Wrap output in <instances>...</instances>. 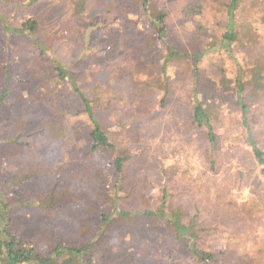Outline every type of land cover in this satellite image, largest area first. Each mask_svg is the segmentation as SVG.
I'll return each instance as SVG.
<instances>
[{"label": "rangeland", "instance_id": "rangeland-1", "mask_svg": "<svg viewBox=\"0 0 264 264\" xmlns=\"http://www.w3.org/2000/svg\"><path fill=\"white\" fill-rule=\"evenodd\" d=\"M162 1L168 7L169 44L186 55L207 54L199 65L204 74V90L198 92V100L220 108L224 115L236 111L234 90L214 93V83L230 81L226 87L232 89L236 62L243 70L251 68L255 61L264 68V0H237L235 29L242 33L227 56L213 54L215 50L205 52L207 41L202 32L212 30L220 36L231 0H198L202 13L190 19L184 18L181 10L192 0ZM74 2L77 0H32L28 5L20 1L8 7L1 5L0 14L11 31L3 30L0 21V182L17 173L25 192L22 200L33 203L19 210L16 222L22 226V235L36 237L37 246L45 255L58 244L78 246L92 241L90 257L95 264H183L189 257L183 243L174 242L167 233L154 231L151 223L139 217L110 230V237L96 238L103 226L102 214L109 212L97 192L110 189L114 172L108 162L91 153L92 142L84 128L78 99L65 85L57 94L50 93L48 80L54 74V66L59 65L91 99L101 123L124 134L122 142L132 153L126 164L125 188L131 191L124 210L155 209L164 188L185 206L189 215L196 214L202 223L216 225L219 217L218 221L212 218L208 197L212 181L222 189L221 193H214L222 198L225 195L235 215L232 217L236 230L243 235L236 249L222 246L225 264L264 260V206L261 211L254 207L257 202H264V188L259 172H250L254 166L248 161L244 141L240 139L241 144L235 145L232 152L222 149L213 169L208 164L209 157L204 156V151L209 152L207 142L197 139L195 133L176 131L171 128L175 125L169 124L174 120L182 128L189 123L191 69L184 74L175 68L162 76L160 55L147 50L153 40V28L137 0H86L78 13L73 9ZM29 16L40 20L39 32L32 37L16 35L13 30ZM140 79L162 83L145 93L143 101L148 104H141L139 99L131 104L122 102L138 94L136 82ZM113 91L118 99H112V104L105 107L106 98ZM44 118L51 119V126L42 123ZM50 129L61 131L63 137H54ZM230 130L236 131L235 138H240L238 127L223 126L219 131L222 146L225 132ZM154 131L153 135L158 132L159 138L150 144V163L145 152L142 156L138 153L145 143L131 142L130 137L132 132L149 139ZM161 138V147L156 150ZM233 152L243 162L245 172L240 176L229 163ZM92 172L105 183H96ZM203 180L208 181L204 184ZM52 189H67V197L57 208L52 205L53 209L46 210L41 200ZM210 242L215 243L212 248L220 247L214 239ZM259 249L263 251L258 252ZM68 260L62 256L58 264H67Z\"/></svg>", "mask_w": 264, "mask_h": 264}, {"label": "trees", "instance_id": "trees-1", "mask_svg": "<svg viewBox=\"0 0 264 264\" xmlns=\"http://www.w3.org/2000/svg\"><path fill=\"white\" fill-rule=\"evenodd\" d=\"M19 1L28 5L32 0H0V12L1 5L8 7ZM85 1L86 0H77V2H74V11L78 13L80 8H84ZM137 2L152 25L154 36L151 37L153 40L150 41L147 50L148 52L155 51L156 55H160L162 76L169 74L170 71L175 68L182 69L184 74L188 73L189 69H191L192 89L188 104V113L190 114L188 119L189 123L181 128L176 125L178 122L171 120L169 124L175 125L171 126V128L176 131L183 129L185 133L189 132L191 135L195 133L197 139L205 140L209 152L204 151V156L209 157L208 164L211 168L213 167V169L217 162L215 158L222 149L224 151L231 150L232 152L235 145L241 144V142L244 141L242 144L249 154L248 161L254 166L250 172L254 174H256L255 172H259L258 179L260 185L264 188V68L261 67L262 64L259 61H255L251 68L243 70L236 62L232 89L226 87L228 81H215L214 93L219 91L229 93L233 90L235 92V104L238 109L230 114L227 113L224 115L220 108L211 104H202L198 100V92L201 89L204 90V79L202 78L204 74H201L199 65L207 54L186 55L182 52H178L169 44L167 37L168 7H166L165 2L162 0H137ZM236 8L237 0H231L226 9V22L220 36L212 30L207 34L206 32H202V35H206L207 41L204 44L205 52L211 53L215 50L213 54L227 56L231 50V46L240 41L242 32L240 33L235 29ZM202 9L203 6L198 0H192L182 8L181 15L186 19H190L200 15ZM152 15H154V17H152ZM0 21L3 22V30L7 33L10 32V26L7 25V21L2 14H0ZM40 26V20L35 16H29L13 31L16 35L32 37L39 32ZM36 44L38 47L43 48L38 41H36ZM53 71V76L48 80L50 93L57 94L60 87L65 85L73 97L78 99V102L82 106V110L80 111L81 115L85 118L84 128L88 131L87 136L92 142L91 153H96L102 161L108 162L107 165L111 166L114 172L115 178L109 187L110 189L107 192H97L101 201L109 207V212L102 214L103 226L96 238L102 239L110 237V230H113L117 226L121 227V225H125L129 222L130 218L139 217L151 223V225L155 227L154 231L167 233L171 240L185 245L189 257L184 260L183 264H219L221 260V264H225L226 258L224 259V250L222 246H224L226 250L232 247L237 248L238 245L242 243L243 235L239 234L236 230L237 228L235 223H233L234 219L232 217L235 215L232 208L228 206L227 199H224L225 195H223V198L222 196L219 197L215 195L217 191L221 193L222 189L215 186L212 181L210 182L212 190L208 193V197L210 198V208L213 210L214 215L212 218L217 220V217H219L220 221L216 225L212 224L210 226L202 223V220L199 219L196 214L189 215L185 206L178 204L174 196L166 193L164 188L161 191V198L155 209L151 210L147 207L141 211L124 210L123 204H126L125 202L130 199V195L128 194L131 191V189L127 190L125 188V182L128 181L126 164L132 157L130 149L122 142V136L124 134H118V131L114 129H107L106 126L101 123L91 104V99L79 90L77 83L74 82L72 76L65 68L55 65ZM210 75L214 76L212 74ZM161 83L162 81L156 83V81L153 82L140 79L136 82L139 87L138 94L131 98L132 100H122V102L131 104L139 99L140 102H143L141 104H148L147 100L145 102L143 101L146 95L145 93L150 89L160 86ZM143 86L146 89H142ZM219 87H221V89ZM112 99H118L115 91H113L111 97L106 98L105 107L112 104ZM119 100L121 101V99ZM246 100L249 102L245 103ZM49 119L44 118L42 123H48V121L51 120ZM50 123L48 124L50 125ZM219 125H221V127H219ZM122 126L123 125L120 127L122 128ZM223 126L228 128L238 127V135H240V138H235L236 131L234 130L225 132L226 140L222 146L219 140V131L222 130ZM171 128L170 131L172 130ZM78 129L79 127L76 130ZM51 133H53V136L56 138L63 137V133L56 129L52 130ZM154 133L155 131L150 135ZM131 134V142L145 143V148L141 149L138 153L142 156V153L145 152V156H149V162L152 163L151 154L153 151L150 152V144L156 143V140L159 138L158 132L150 136L149 139H146L139 133L135 134L131 132ZM165 136L167 135L165 134ZM188 137H190V135ZM161 142L162 138L157 143L155 147L156 150L161 147ZM187 145L191 146V143L187 142ZM203 150L201 146L199 151L202 153ZM232 156L233 157L229 161L230 166L233 169L232 171L238 172L240 176L242 172H245L242 159L237 156L236 152H233ZM93 167H96V165ZM218 172H220V170H218ZM92 173V177L96 179V183L100 182V185L105 183L103 182V178H98L95 175L96 172ZM223 175L222 173L220 177H223ZM92 177H90L89 182ZM18 179L19 175L14 173L8 181L0 182V264H58V259L62 256L69 259V263L67 264H95L90 257V248L93 245L92 241L84 242L78 246H61L58 244L52 252L45 255L40 252L36 237L22 235V226L19 225V222H16L18 215H20L18 214L19 210L21 208L30 207L33 203L22 200L25 192L20 187ZM207 181L208 180H206V182ZM206 182L203 180L204 184H206ZM67 193V189H63L62 191H55L52 189L49 193L45 192L41 203L42 205L46 204L44 207L46 210L53 209L52 205H55L57 208L58 204L67 197ZM263 206L264 202H257V204L254 205V207L260 211L263 209ZM16 226H18V228ZM208 236H210V239L212 238L215 240L216 245L219 243L220 247H217L218 250L217 248H212L211 244L214 245L215 243L210 242V239L207 241ZM260 251L263 250L259 249L258 252ZM254 264H264V260H258Z\"/></svg>", "mask_w": 264, "mask_h": 264}]
</instances>
